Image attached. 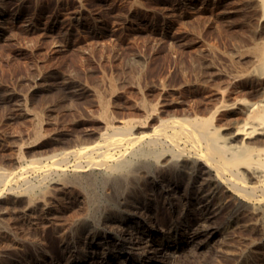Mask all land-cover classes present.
I'll return each instance as SVG.
<instances>
[{
    "label": "rangeland",
    "instance_id": "374dc122",
    "mask_svg": "<svg viewBox=\"0 0 264 264\" xmlns=\"http://www.w3.org/2000/svg\"><path fill=\"white\" fill-rule=\"evenodd\" d=\"M0 9V167L15 171L18 155L94 141L104 129L101 99L117 117L141 116L145 97L163 115L203 111L243 64L238 52L256 25L242 0H0ZM88 191L55 201L46 217L56 214L64 228L47 225L42 240L22 222V198L0 199V216L20 235L0 241V264H38L41 256L66 264L67 227L87 217L108 231L99 223L107 199ZM190 215L201 218L199 235L170 264H264L263 214L224 206Z\"/></svg>",
    "mask_w": 264,
    "mask_h": 264
},
{
    "label": "bare ground",
    "instance_id": "6f19581e",
    "mask_svg": "<svg viewBox=\"0 0 264 264\" xmlns=\"http://www.w3.org/2000/svg\"><path fill=\"white\" fill-rule=\"evenodd\" d=\"M242 1L256 19L237 51L245 60L203 111L163 115L145 97L137 104L141 116L117 117L101 99L104 129L94 141L18 155L16 171L0 167V199H23L22 222L37 240L49 224L64 228L52 219L56 214L46 217L50 207L59 208L58 199H86L89 187L107 199L99 223L108 231L88 217L67 227L66 264H170V254L199 235L193 225L201 218L190 212L230 206L264 215V0ZM34 115L40 136L41 114ZM6 221L0 216V241L9 233L20 237Z\"/></svg>",
    "mask_w": 264,
    "mask_h": 264
}]
</instances>
